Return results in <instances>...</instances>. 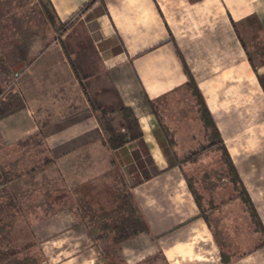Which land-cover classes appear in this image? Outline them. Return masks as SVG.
<instances>
[{"label":"crops","instance_id":"obj_1","mask_svg":"<svg viewBox=\"0 0 264 264\" xmlns=\"http://www.w3.org/2000/svg\"><path fill=\"white\" fill-rule=\"evenodd\" d=\"M86 1L48 0L60 23ZM53 44L22 66L10 64L15 78L0 87V138L14 143L34 130L48 152L60 156V170L74 171L76 184L117 171L125 193L104 208L129 214L104 219L100 206L80 209L75 226L48 223L32 233L119 231L117 225L133 217L137 229L122 240L131 242L128 257L139 248L137 236L149 234L157 236L164 262L264 264V243L232 185L235 193L226 197L203 187L198 200L185 165L170 159L198 143L190 129V101L195 111L197 104L189 72L264 228V0H97ZM151 102L170 126L173 149ZM123 106L132 109L142 134L112 148L99 109L120 121ZM196 113L194 127L203 136ZM13 232L0 226V264H17L16 256L19 264H33L42 254L38 264H66L65 238L55 242L62 244L55 252H47L46 242L17 251L2 236ZM78 257L66 258L71 264Z\"/></svg>","mask_w":264,"mask_h":264},{"label":"rangeland","instance_id":"obj_2","mask_svg":"<svg viewBox=\"0 0 264 264\" xmlns=\"http://www.w3.org/2000/svg\"><path fill=\"white\" fill-rule=\"evenodd\" d=\"M46 2V0H0V87L15 78L13 72L10 71L12 62L18 61V66H22L40 50L53 44V41L61 34V24L58 21L53 24L48 18L44 8ZM255 60L258 59L255 58ZM195 109V104L193 105L190 101V114L194 118L190 121V129L196 131L198 138L195 142L198 143L189 149L204 142V136H200L197 128L194 127V122H199V114ZM111 120L114 125L119 122L116 115H113ZM99 122L101 123L100 120ZM163 125L170 128L165 122ZM198 129L202 131V128ZM101 135L100 132L99 137ZM168 143L172 149L176 147L169 141ZM188 150L174 155L172 153L170 159L175 157L177 162L185 165L189 187L191 184L198 200L202 199L203 187L209 188L206 193H221L224 197L235 193L230 186L232 183L228 178L227 167L222 161L220 150H207L202 152L196 160H186L185 153ZM57 156V154L48 152L42 136L36 134L34 130L14 143L5 142L0 138V226L14 227L13 234L4 233L3 239H9L8 242L11 241L15 248H18L17 251H23V248L30 243L40 244L42 247V244L46 242L44 243L46 250L48 252L49 249L51 253L55 252L58 246L62 247V244L58 245L55 242H58L60 238H65L63 246L67 249L66 252H62V257L65 259L61 260H64L66 264H70L67 258L76 254L79 255L78 260L75 259L76 261L71 264H172L160 259V251L155 247L156 235H138L137 237H140L139 248L128 257L127 251L129 252V247H132L131 242L130 240L122 242L123 239L119 238L116 229L115 231L110 228L104 229L98 234H79L73 231H69L66 235L32 233L33 227H43L48 223L54 229H58L61 225H72L73 227L75 226L73 222L76 220L73 215L76 210L80 211V209L87 213L92 208L100 206L104 219L107 214L123 215L129 212L127 209L106 211L107 209L104 208L111 197L121 199L120 196L125 193L126 188L118 186L117 171H111L106 176L92 180H85L83 184H76L78 177L74 175V171L60 170L61 159ZM44 161L51 162L47 169L43 168ZM68 162L73 163L74 160L70 159ZM209 203L214 204L212 199ZM243 210L251 217L245 204H243ZM255 213L259 219L256 210ZM56 214H60L61 217H57ZM63 215L66 216V223ZM87 220L89 221L90 218ZM251 221L252 230L258 231L259 241L264 243V228L260 219V225L252 217ZM248 235L246 238L253 241L254 236L249 235V237ZM214 253L217 257L220 251L216 249ZM42 255H38L37 260L33 259L32 263L38 264ZM44 257L48 258V253ZM14 259L12 261L20 263L17 256ZM179 264H190V262L186 260Z\"/></svg>","mask_w":264,"mask_h":264},{"label":"trees","instance_id":"obj_3","mask_svg":"<svg viewBox=\"0 0 264 264\" xmlns=\"http://www.w3.org/2000/svg\"><path fill=\"white\" fill-rule=\"evenodd\" d=\"M95 1L97 0H87L84 6L73 16H71L67 21L61 24V33H64L73 23L74 18L76 17L79 12H82L89 8ZM44 8L47 12L49 20L56 24L58 21L56 14L52 8L51 5H49V2L44 4ZM185 65V64H184ZM187 87L190 90V92L196 96V104H197V110L200 113V119L202 121L203 129H204V142L199 143L197 147L189 149L185 155V159L188 160H196L197 157L207 150L211 149H218L221 151V158L222 161L226 164L227 167V174L228 178L232 183V186L234 190L237 192L238 196L241 198L242 202L245 204V206L248 208L249 213L254 221L259 223V219L255 213L254 205L251 202L248 192L245 189L244 185L242 184L240 177L238 176V173L235 169L234 163L226 149V147L223 144V140L219 135L218 128L214 122V120L211 117L210 111L208 110L204 99L199 92L194 79L191 74L188 72V80H187ZM152 110L154 114L156 115L159 124L162 126L164 132L167 134L168 141L174 145V138L171 132L168 128L163 125L160 113L158 111V107L154 102H151ZM100 110V119L102 121V127L107 133V137L105 142L112 148H117L119 146H122L124 143L133 140L135 138H138L141 136L142 131L140 128V125L138 123V120L132 111V109L128 106H123L121 108V119L118 122L117 125H114L112 123L111 118H109L107 112L105 109L101 108ZM177 160V158H176ZM120 227V230L118 232V236L120 239H124L137 229L136 222L133 217L125 218L121 223L117 225ZM117 229V227H116ZM261 231H263L262 227L260 226Z\"/></svg>","mask_w":264,"mask_h":264}]
</instances>
